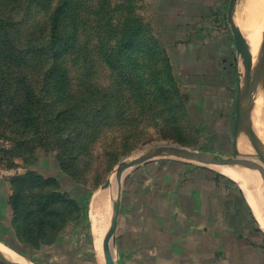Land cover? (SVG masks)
I'll list each match as a JSON object with an SVG mask.
<instances>
[{"label":"trees","instance_id":"1","mask_svg":"<svg viewBox=\"0 0 264 264\" xmlns=\"http://www.w3.org/2000/svg\"><path fill=\"white\" fill-rule=\"evenodd\" d=\"M137 3L0 0V163L15 169L21 160L28 169L10 178L13 229L23 244H6L22 254L28 246L56 243L79 210L57 178L29 169L38 149L57 150L62 171L77 182L93 165L94 147L103 137L116 135L109 146H118L157 121L162 76L185 95L168 58L165 65L162 57L150 60L146 75L124 58L145 43L160 46ZM98 61L110 72L108 86L97 81ZM79 62L83 70L76 68ZM122 153L115 154L114 165Z\"/></svg>","mask_w":264,"mask_h":264},{"label":"rangeland","instance_id":"2","mask_svg":"<svg viewBox=\"0 0 264 264\" xmlns=\"http://www.w3.org/2000/svg\"><path fill=\"white\" fill-rule=\"evenodd\" d=\"M137 2L139 14L159 40L160 46L148 42L155 50L153 57L148 43H145L140 50L133 49L125 53L124 58L128 61L132 59L140 74L145 75L151 65L150 60L155 62L162 57V64L165 65L168 58L180 92L185 95L179 96L178 91L171 90L162 76L165 95L162 94V112L157 121L148 122L140 132L134 133L128 141L118 146H109L114 143L116 135L109 133L103 137L94 147L93 165L85 174L81 171L77 182L69 175L70 172L62 171L57 150L38 149L36 162H32L29 169L44 177L57 178L61 188L78 203L79 210L69 217L70 222L65 225L56 243L43 244L37 248L28 246L25 254H22L5 242H0L29 264H105L101 261L94 233V198L96 193L103 191L102 188L111 186L103 205L104 214L98 221V227L104 232L100 242L102 245L113 214L112 179L115 177L116 166L122 157L132 151L145 146L173 143L237 155L239 135L236 127V99L243 59L227 21L230 0ZM246 5V0H238L236 23L246 11ZM76 68L83 70L84 62H79ZM96 78L102 86L110 84V72L99 61ZM245 124L251 135L248 124ZM7 134L12 136L9 131ZM250 138L254 144L253 135ZM4 146L11 148V144L5 143ZM119 151L123 153L114 165L115 154ZM18 164L14 169L18 173L28 170L21 160ZM215 166L222 165L157 158L135 168L123 187L115 245L117 264H127V252L137 250L132 247L134 243H140L143 235L140 231L130 235L135 232L136 222L133 220L143 217L162 219L163 212H169L181 204L184 193L190 187L193 188L195 182L199 184L209 206H212L208 211L215 212L217 217L223 219L229 230L234 228V235L239 236V242L243 241L246 245L242 248L246 250V264H264V231L254 210L239 183ZM4 235L12 245L23 244L18 241L14 229ZM137 238L138 241L134 242ZM132 261L133 257H128V264H135ZM144 264H149V261L146 260Z\"/></svg>","mask_w":264,"mask_h":264},{"label":"crops","instance_id":"3","mask_svg":"<svg viewBox=\"0 0 264 264\" xmlns=\"http://www.w3.org/2000/svg\"><path fill=\"white\" fill-rule=\"evenodd\" d=\"M16 174L21 172L0 163V242L5 243L8 238L4 234L13 229L10 178ZM193 185L184 193L179 206L163 212L162 219L133 220L136 227L130 235L136 231L143 235L140 243L132 247L137 250L127 252V264L128 257H133L135 264H144L146 260L149 264H246V250L242 249L246 245L234 235L236 230H229L223 219L208 211L212 206L205 200L199 184ZM137 241L138 238L134 242Z\"/></svg>","mask_w":264,"mask_h":264},{"label":"water","instance_id":"4","mask_svg":"<svg viewBox=\"0 0 264 264\" xmlns=\"http://www.w3.org/2000/svg\"><path fill=\"white\" fill-rule=\"evenodd\" d=\"M238 0H230L227 21L231 26L243 59L240 79L238 82L236 99V127L238 135L248 124L253 138L255 150L246 156H231L223 153L194 149L173 143H161L153 146H145L122 157L115 171V186L112 195L113 214L108 231L104 237L102 251L105 264H117L116 262V234L121 213L123 187L130 173L146 161L157 158L182 159L202 165H222L228 167H244L256 170L264 180V142L261 139L256 123L253 93L251 87L252 55L248 43L235 19V11ZM264 56V34L262 42ZM238 141V140H237ZM264 198V192H263ZM1 264H20L0 251Z\"/></svg>","mask_w":264,"mask_h":264},{"label":"bare ground","instance_id":"5","mask_svg":"<svg viewBox=\"0 0 264 264\" xmlns=\"http://www.w3.org/2000/svg\"><path fill=\"white\" fill-rule=\"evenodd\" d=\"M246 11L237 20V24L242 31L250 52L252 55L253 72L251 74V87L255 108V123L257 131L264 142V56L262 52V40L264 34V0H246ZM237 19V18H236ZM246 125V124H245ZM245 126L238 136L237 155L239 157L251 154L254 151V144L251 140L248 130ZM250 135V136H249ZM215 168L239 183L242 191L245 192L254 214L258 219L261 229L264 231V180L256 170L244 167L215 166ZM111 183V182H110ZM115 177L112 179L113 188L115 186ZM111 185V184H110ZM111 187V186H110ZM109 188H102L103 191L96 193L94 198L93 221L95 222V235L97 247H99L101 261L104 262L101 241L104 232L98 227V221L103 216V205ZM110 195V194H109ZM110 211V210H109ZM103 225V224H102ZM94 226V225H93ZM103 229V228H102ZM103 244V243H102ZM0 251L6 256L20 264H29L22 257L14 254L6 246L0 243Z\"/></svg>","mask_w":264,"mask_h":264}]
</instances>
